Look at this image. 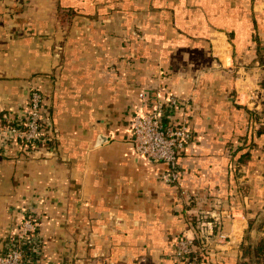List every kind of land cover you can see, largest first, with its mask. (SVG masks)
<instances>
[{
    "label": "crops",
    "instance_id": "obj_1",
    "mask_svg": "<svg viewBox=\"0 0 264 264\" xmlns=\"http://www.w3.org/2000/svg\"><path fill=\"white\" fill-rule=\"evenodd\" d=\"M262 58L264 0H0V119L36 88L46 136L0 150V251L32 212V264H178L205 221L202 264H240L264 214ZM169 95L191 131L174 183L131 139Z\"/></svg>",
    "mask_w": 264,
    "mask_h": 264
},
{
    "label": "built area",
    "instance_id": "obj_2",
    "mask_svg": "<svg viewBox=\"0 0 264 264\" xmlns=\"http://www.w3.org/2000/svg\"><path fill=\"white\" fill-rule=\"evenodd\" d=\"M143 96V92H139ZM42 94L32 88L29 92L23 117L0 119V150L13 137L22 146H34L46 139L43 131ZM2 120V121H1ZM4 120V122H3ZM132 142L137 156L150 161H162L168 165L162 177L165 181H178V154L191 138L187 113L174 95L156 100L152 110H135L131 119ZM9 134V136H8ZM36 215L27 212L21 228L8 240L0 251V264H32L38 257V230ZM199 221L196 235L178 234L174 257L178 264H202L206 251L210 250L209 232ZM216 238L225 240L226 235L218 230Z\"/></svg>",
    "mask_w": 264,
    "mask_h": 264
},
{
    "label": "trees",
    "instance_id": "obj_3",
    "mask_svg": "<svg viewBox=\"0 0 264 264\" xmlns=\"http://www.w3.org/2000/svg\"><path fill=\"white\" fill-rule=\"evenodd\" d=\"M255 221L254 218L249 219L248 227L252 228ZM259 225H262L264 229V218L262 221L260 220ZM240 247L242 251V260L240 264H264V231L263 235H259L254 239H248V241L244 240Z\"/></svg>",
    "mask_w": 264,
    "mask_h": 264
},
{
    "label": "rangeland",
    "instance_id": "obj_4",
    "mask_svg": "<svg viewBox=\"0 0 264 264\" xmlns=\"http://www.w3.org/2000/svg\"><path fill=\"white\" fill-rule=\"evenodd\" d=\"M262 60L264 62V58H262ZM251 218H254L256 221H255V224L252 228L247 227L245 229L244 240H246V241H248V239H254V238L258 237L259 235H263V231H264V229L262 228V225H259L260 220L262 221V219L264 218V214L260 213L259 215H256V216L251 217ZM251 218H249V219H251Z\"/></svg>",
    "mask_w": 264,
    "mask_h": 264
}]
</instances>
